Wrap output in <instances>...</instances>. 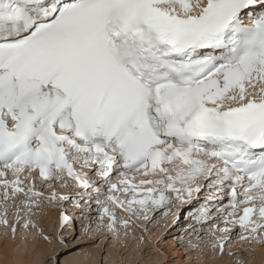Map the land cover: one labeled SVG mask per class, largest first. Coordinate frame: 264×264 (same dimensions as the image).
Here are the masks:
<instances>
[{"label":"snow or ice","instance_id":"obj_1","mask_svg":"<svg viewBox=\"0 0 264 264\" xmlns=\"http://www.w3.org/2000/svg\"><path fill=\"white\" fill-rule=\"evenodd\" d=\"M0 207L4 264H33L37 237L60 264L70 215L125 249L187 219L186 252L250 264L264 250V0H0ZM49 212L57 233L40 226Z\"/></svg>","mask_w":264,"mask_h":264},{"label":"rangeland","instance_id":"obj_2","mask_svg":"<svg viewBox=\"0 0 264 264\" xmlns=\"http://www.w3.org/2000/svg\"><path fill=\"white\" fill-rule=\"evenodd\" d=\"M9 211H13L11 208ZM67 211L69 214L72 213L73 209L71 205L67 207ZM3 213V208L0 207V214ZM40 226L44 228L45 234L48 232L57 233L59 231V213L58 212H49L48 218L45 219L43 217L40 218ZM187 219H184L181 222L180 227H173L169 225L168 229L164 228L165 221L161 220L160 225L154 227L152 229L153 234V242L150 244H141L139 239L135 241H126L127 249H125L122 245H114L107 237H86L84 234V228L89 224L92 227H95L94 223L81 220L79 217H73L70 215V224L67 227V230L64 232L65 238L68 243V247L65 248L63 246H56L57 253L62 257L60 264H68L67 261H80L82 264H88L91 261L95 260V264H114V262H118L121 259V256L124 255L127 257L126 264H198L200 259L198 258V253L195 250L185 251L186 242L188 239V233L185 231V226L187 225ZM170 230V231H169ZM4 227L0 225V259L3 261L2 249L5 242L4 238ZM139 235V233L137 234ZM174 237H183L181 240H175ZM157 239H164L166 243L160 245V252L163 255L157 253L156 249V240ZM9 243L12 242L11 232L9 231L8 235ZM38 241L39 246H44L48 248L50 246V250L48 248L47 253L45 256L43 251L46 252V249H42L40 252L38 251ZM36 244L37 249L33 246L32 250L33 253L36 251L41 254L43 258H41L37 252L33 254L35 257H32L33 264H51V256H52V248L53 245H47L46 242L42 240V238L37 237L34 241L30 240L29 245ZM41 244V245H40ZM52 247V248H51ZM41 248V247H39ZM239 246H237L234 251H243ZM248 251L251 253V249L249 248ZM256 257L255 260L251 261L250 264H264V250H257L253 253ZM86 255L84 258L82 256ZM187 256H192L197 260L193 263L187 261ZM187 257V258H186ZM35 258H37L35 260ZM41 259V260H40ZM81 259V260H79ZM66 260V261H65ZM229 258L225 257L224 260H217L215 264H227ZM188 263H187V262ZM65 262V263H63ZM67 262V263H66ZM203 264V263H202Z\"/></svg>","mask_w":264,"mask_h":264},{"label":"bare ground","instance_id":"obj_3","mask_svg":"<svg viewBox=\"0 0 264 264\" xmlns=\"http://www.w3.org/2000/svg\"><path fill=\"white\" fill-rule=\"evenodd\" d=\"M30 242V241H29ZM4 243V242H3ZM38 243H41L40 241H38L36 244H38ZM36 244L35 243H33V245H31V243H30V247L31 248H33V246L37 249V246H36ZM41 245V244H40ZM44 246H39V244H38V251L40 252V250H41V252L40 253H42V249L43 250H45L46 249V252L45 251H43L44 252V254H42L43 256H45V253H47V250H48V248H49V250H50V246L48 247V248H45V246H46V244L44 243L43 244ZM48 245V244H47ZM39 247H41V248H39ZM47 247V246H46ZM52 248V247H51ZM34 249V248H33ZM36 249H34V250H36ZM40 249V250H39ZM37 252V251H36ZM35 252V253H36ZM39 252H37L38 254H39ZM35 253H33V254H35ZM41 254H39V255H37L38 256V259H39V256L41 257L42 256ZM36 256V255H35ZM34 255H33V257H35ZM86 255H84V256H82L83 258L85 257ZM188 258H187V261H189V262H191V263H193L194 262V258L192 259V256L190 257V256H187ZM41 258H43V257H41ZM37 258H35V260H36ZM41 260V259H40ZM79 260H81V259H79ZM66 261V260H65ZM186 261V262H187ZM197 260H195V262H196ZM68 262V261H67ZM66 262V263H67ZM91 261H89V263L88 264H91L90 263ZM63 263H65V262H63ZM93 263L95 264V260H93ZM188 263V262H187ZM203 262L200 260L199 262H198V264H202ZM0 264H4V262L3 261H1V259H0ZM76 264H82L80 261L78 262V260L76 261Z\"/></svg>","mask_w":264,"mask_h":264}]
</instances>
